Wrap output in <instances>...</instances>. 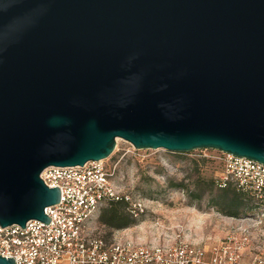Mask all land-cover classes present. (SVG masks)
<instances>
[{"label":"water","instance_id":"1","mask_svg":"<svg viewBox=\"0 0 264 264\" xmlns=\"http://www.w3.org/2000/svg\"><path fill=\"white\" fill-rule=\"evenodd\" d=\"M117 139L264 165V0H0L1 228L48 225L42 171Z\"/></svg>","mask_w":264,"mask_h":264},{"label":"built area","instance_id":"2","mask_svg":"<svg viewBox=\"0 0 264 264\" xmlns=\"http://www.w3.org/2000/svg\"><path fill=\"white\" fill-rule=\"evenodd\" d=\"M209 151L194 152L220 166L214 177L216 188H231L264 203L263 164ZM109 161L44 169L39 176L44 185L60 190V202L44 210L50 223L28 221L25 229L0 226V256L12 258L15 264H242L244 242L233 235L211 250L179 237L138 242L129 235L130 228L103 235L99 217L110 201H128L134 218L147 214L146 200L140 195L131 197L115 182L118 164ZM257 217H264V211ZM248 264H264V252Z\"/></svg>","mask_w":264,"mask_h":264},{"label":"rangeland","instance_id":"3","mask_svg":"<svg viewBox=\"0 0 264 264\" xmlns=\"http://www.w3.org/2000/svg\"><path fill=\"white\" fill-rule=\"evenodd\" d=\"M193 152L135 150L119 139L106 159L118 164L115 182L124 186L131 197L140 195L146 200L143 204L147 214L141 222L127 227L131 229L129 235L146 243L179 237L207 250L233 235L238 242H244L242 264H248L255 255L264 252V217H257L264 211V203L232 189H217L212 179L220 166ZM209 154L216 153L209 151ZM200 191H203L200 199L190 197ZM225 192L229 197L237 194L243 202L236 217L223 215L211 204V200ZM100 230L105 236L115 231L105 225Z\"/></svg>","mask_w":264,"mask_h":264},{"label":"trees","instance_id":"4","mask_svg":"<svg viewBox=\"0 0 264 264\" xmlns=\"http://www.w3.org/2000/svg\"><path fill=\"white\" fill-rule=\"evenodd\" d=\"M212 183L216 187V182L214 179H212ZM228 189L231 188L220 189V190L227 191ZM202 193L203 191H200L197 194L192 193L190 197L192 199L198 200L201 198ZM211 204L216 206L219 212L222 213L223 215L236 217L238 215L237 214L238 209L242 206L243 202L237 194H234L233 196L229 197L227 192H225L220 196H218L216 199L211 200ZM143 217L144 214L140 215L138 218H134L132 216V214L129 212L128 201L125 200L110 201L107 203V205L101 212L99 217V222L101 225H105L111 228L112 230H122V229H126L133 223L141 222Z\"/></svg>","mask_w":264,"mask_h":264},{"label":"bare ground","instance_id":"5","mask_svg":"<svg viewBox=\"0 0 264 264\" xmlns=\"http://www.w3.org/2000/svg\"><path fill=\"white\" fill-rule=\"evenodd\" d=\"M119 141V139L116 140V143Z\"/></svg>","mask_w":264,"mask_h":264}]
</instances>
